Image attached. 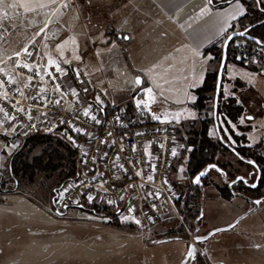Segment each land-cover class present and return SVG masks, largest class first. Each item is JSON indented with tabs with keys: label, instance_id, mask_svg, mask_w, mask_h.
Returning a JSON list of instances; mask_svg holds the SVG:
<instances>
[{
	"label": "rangeland",
	"instance_id": "1",
	"mask_svg": "<svg viewBox=\"0 0 264 264\" xmlns=\"http://www.w3.org/2000/svg\"><path fill=\"white\" fill-rule=\"evenodd\" d=\"M94 1L98 3V11L107 15L106 11L111 7L103 4L110 0H104V3L98 0H74V6L65 10L58 21L49 25L50 33H56L52 39H45L44 34L35 36L43 15L23 13L22 17L18 16L15 21H11L12 25H16L12 30L18 32L16 40L12 39L13 47L21 50L28 46L34 52H51L59 59L55 45L75 37L78 48L74 49L69 43L63 50V59L71 63L63 64L61 61L70 75L72 71L76 74L78 70L98 83L105 81L118 100L136 93L146 98L140 89L151 87L155 100L160 102L162 119L167 115V122L183 125L192 132L207 121L209 133L215 138V90L206 92L202 100H199L195 88L189 92L190 85H202L204 71H191L179 65L144 69L142 64L137 65L132 60L133 56L126 53L111 56L110 47L101 53L99 63V53L94 50L102 41L99 37L105 36L112 26L109 18L107 23L95 21L97 10ZM128 6L130 4H125L122 8L127 9ZM33 19L37 23L29 26V21ZM32 39L35 40L34 45L30 43ZM135 44V39H131L125 47L133 49L137 46ZM74 55H79L81 59L75 60ZM137 76H142V85L134 83ZM221 90L218 120L223 131L224 128L228 129L227 133L224 131L226 136L231 137L233 144H244V136L250 144L260 141L264 133V74L258 71L256 65L240 64L230 56L223 72ZM93 95L85 93L82 101L93 104ZM189 96H195V102ZM250 98L253 100L251 105ZM237 100L242 101V104H238ZM230 102L231 109L227 105ZM190 112H195V117L190 116ZM176 114H179L178 120L174 118ZM247 117H253L252 122ZM241 118H244L243 123L240 122ZM228 121L235 124L236 128L233 129ZM29 134L0 114V181L11 187L10 192L0 190V264H181L191 241L179 220L164 223L149 232L141 229L136 220L131 218L119 221L120 225H116L111 215H97L76 207H70L63 215L55 212L56 207L64 209L61 204L64 198L62 186L75 174L73 161L77 158V154L69 151L67 142L57 132L53 133L51 145L63 155L55 158L58 166L46 170L37 168L32 176L19 174L15 182L8 172L11 156L16 152L21 153L22 157L30 161L48 147L47 143L21 147ZM221 152L217 156L220 162L232 163L242 171L247 170L233 154ZM179 165L182 170L176 182L181 195V191L188 186L185 158ZM212 179L220 180L215 171L212 172ZM214 185L210 182L206 194L207 216L206 228L203 230L231 224L248 207V202L239 195L224 199L218 195ZM56 195V203L53 204L52 199ZM1 200L11 204L6 205L7 202ZM183 202L184 199L181 201L182 206ZM263 217L264 203L260 210L242 219L234 228L218 232L198 244V249L187 264H264V243L259 238L262 236L264 239V225L261 223ZM171 230L176 231L175 236L165 234Z\"/></svg>",
	"mask_w": 264,
	"mask_h": 264
},
{
	"label": "built area",
	"instance_id": "2",
	"mask_svg": "<svg viewBox=\"0 0 264 264\" xmlns=\"http://www.w3.org/2000/svg\"><path fill=\"white\" fill-rule=\"evenodd\" d=\"M3 24L7 31L0 32V36L6 39L10 26L4 22ZM5 39L0 40V43ZM232 47L239 63L256 65L264 74L263 44L239 38L233 42ZM27 59L29 62L36 60L41 64L46 63V60H40L36 55ZM61 66L67 69L62 64ZM7 70L17 78L22 72L25 77L31 75L14 63L12 70ZM49 71L57 77L56 82L61 84L67 95L61 96L55 92L54 82L48 77H45L44 82L35 80L36 84L42 83L48 89L46 100L37 98L35 88L24 89L25 97H28L25 98L15 91L17 86L23 87L22 84L6 83L0 92L7 91L9 95L8 99L0 96V108L14 117L13 120H8L21 130L33 134L49 132L48 129L51 128L52 133H59V136L75 147L80 166L76 174L63 184L64 198L61 201L96 205L111 212V216L118 221H126L124 217L139 220V227L149 232L164 223L179 220L198 249L194 234L189 230L178 207L180 193L174 182L178 179L181 168L175 164L179 142L174 126L169 122L161 123L151 118V113L161 114L159 100L151 103V112H147L136 108L135 100L144 98L140 93L118 100L108 83H98L83 71H79V86L68 69L66 77L56 73L54 67ZM0 79L7 80V77L0 74ZM69 85L77 90L78 97L71 94ZM85 88L87 92L83 91ZM85 93L94 94L91 113L97 116L100 124L83 115V109L90 105L82 101ZM97 95L103 101V112L99 111ZM57 99L61 100L59 105L52 102ZM21 107L25 111H17ZM0 114L4 116L2 112ZM117 116L120 121L116 120ZM73 127L83 128L85 133L91 132L92 136L75 132ZM68 137H72L75 142H71ZM134 145L135 151L132 150ZM173 149L176 150L175 156L172 155ZM138 171L140 175H137ZM148 176L153 179L148 180ZM89 196L93 197L91 201ZM130 208L132 211H129Z\"/></svg>",
	"mask_w": 264,
	"mask_h": 264
},
{
	"label": "crops",
	"instance_id": "3",
	"mask_svg": "<svg viewBox=\"0 0 264 264\" xmlns=\"http://www.w3.org/2000/svg\"><path fill=\"white\" fill-rule=\"evenodd\" d=\"M98 1L105 2L103 5L109 4L111 9L106 11L107 15H104L98 11V3L94 1V7L97 10L95 21L107 23V18H109L112 26V29L105 36L99 37L102 41L94 50L95 53H99L98 61L104 49L110 47L111 56L126 53L131 57L133 56L132 60L137 65L142 64L144 69H161L170 65H179L191 71H204L203 79L205 80L208 73H213L219 69L222 57L219 48L227 34L231 30L238 29V26L235 25L237 19L232 20L229 15L233 11L235 0L220 7L207 4V0ZM7 2L11 3L12 1ZM125 4H130L131 7L128 6L127 9H123ZM242 4L244 5L243 2ZM205 5L209 11L201 15L200 8ZM7 11L9 18L3 22L10 26V30L6 39L1 42L3 44L0 45V52H2L0 55L5 60H7V56H12L14 51H17L13 47L12 39L16 40L18 32L12 30L11 21H15L18 16L22 17V14L25 13L22 8L8 9ZM41 11L50 12L51 10L43 9ZM228 25H234V28H230ZM222 27L227 28V31L222 33ZM120 33L122 34L121 37H119ZM125 35L130 38L124 39ZM131 39H135L136 48L125 47ZM98 48H101V51H98ZM5 50L6 54H4ZM134 54H138V56L135 57ZM139 54L143 56L139 57ZM206 57H212V59H206ZM4 66L0 64V67ZM12 66L13 62L9 61L7 69L12 70ZM194 88L197 87L190 85L189 92H192ZM1 201L7 202L6 205L11 204L8 203L9 201ZM261 223L264 225V217ZM259 238L263 244V237L260 236Z\"/></svg>",
	"mask_w": 264,
	"mask_h": 264
},
{
	"label": "snow or ice",
	"instance_id": "4",
	"mask_svg": "<svg viewBox=\"0 0 264 264\" xmlns=\"http://www.w3.org/2000/svg\"><path fill=\"white\" fill-rule=\"evenodd\" d=\"M212 0H207V4H211ZM229 3H232V0H229ZM258 3L260 4H264V0H258ZM74 6V0H12L11 3L7 2V0H0V32H6L7 29L4 27L3 24V20L8 19L9 18V12L7 11L8 9H16V8H22L24 10L25 13H35L36 15H43V20L40 22L41 26L39 27V30L35 32V36H40L41 34H44L45 39H52L55 38L56 33H50L49 31V25L51 23H54L55 21H58L59 18L61 16H63L65 14V10L71 9ZM43 9H50V12H41V10ZM209 11V9L207 8V5H205L204 7L200 8V14H206V12ZM245 14V7L242 4L241 0H235V3L233 4V11L232 13H230V18L232 20H236L238 17H241ZM37 21L35 19L29 21V26H31L32 24H36ZM226 23V22H225ZM11 27L15 28L16 25L13 24L11 25ZM228 27L230 28H234V25H228ZM227 31V28L222 27L221 28V32L224 33ZM248 31L247 27L244 28V30L240 31L239 33H236L235 31L230 34L227 35L226 40L227 41H231L233 39V35H239V36H244L246 34V32ZM130 37H124V39H129ZM5 39L3 36H0V40ZM257 44H264V41H261L259 39H257L255 41ZM30 43H32L33 45L35 44V40L32 39L30 41ZM71 44L74 49L78 48V44L77 41L75 39V37H70L69 39L63 40L60 43H57L55 45V50L56 52L59 53V59L55 58L53 56V54L51 52H44V53H40V52H34L33 50H30V48L28 46H24L21 50H17L14 51L12 56H7V60L3 59V56L0 55V64L5 65L4 67H0V74H3L5 77H7V80L5 79H0V89L5 88L6 83L7 84H12V85H19L22 84L23 87H19L17 86L15 88V91L17 93H19L22 97H25V92L24 89L27 88H35L37 91V98L46 100L47 99V92L48 89L43 86V84H36L35 80H39L41 82L45 81V77H48L49 79H51L54 82V91L57 93H60L61 96L67 95V92H64L62 90V86L60 83L56 82L57 77L55 75H53V73L51 71H49L50 68L55 69L56 73H59L61 77H66L67 76V69L62 68L61 66V61L63 62V64H70L71 61L67 60V59H63L64 57V48L66 45ZM45 48H47V44L44 45ZM6 54V50L5 53ZM33 55H36L40 58V60H46V63L41 64L39 62H37L36 60H32L31 62H29V60L27 59L28 57H32ZM197 55H199V53H197ZM75 60H80L81 57L79 55H74L73 57ZM206 59H212V57H206ZM237 59H241V57H237ZM9 61H12L14 63V65L18 68L21 69H26L28 71V73H31V75H27L25 77V74L22 72L19 76V78H17L16 75H14L13 73L9 72L7 70V63ZM224 65L223 63L221 64V68H223ZM76 77L79 80L80 77V72L77 70L76 71ZM201 79H203V77H201ZM81 83H83V81H80ZM134 83L136 85H142L143 81L141 79V77L137 76L134 79ZM195 86V85H193ZM159 87V86H157ZM68 90L71 92L72 95L77 96L78 97V92L75 88L71 87V85L68 86ZM83 91L87 92V88L83 89ZM140 91H142L144 93V96L146 98H141V99H136L135 100V105L137 109H143L147 112H151V108H150V104L155 102V94L153 93V89L151 87H143L140 89ZM220 93V86L217 85V96H219ZM8 92L7 91H2L0 92V96H2L4 99H8ZM28 98V97H25ZM189 99L192 100L193 102H195L196 97L195 96H189ZM53 103L59 105L61 103V100L57 99L55 101H52ZM96 102L97 105H99V111L103 112V101L100 99V97L97 95L96 96ZM238 104H242V101L237 100L236 101ZM91 108L92 105L90 104L88 107L83 109V115L85 117H89L93 122H95L96 124H100L101 121L97 118L96 115L91 113ZM17 111H25L24 108H19L17 109ZM123 111V110H122ZM0 112H2L4 114V116L9 119V120H13L14 117L9 115L8 112H6L3 108H0ZM190 116L195 117L196 113L195 112H190L189 113ZM151 118L153 120L159 121L161 123H165L167 122L168 118L167 115L164 116V118L162 119L160 115H157L156 113H151ZM175 119H179V114H176L174 116ZM29 119H31V116H29ZM247 119L251 120L252 117H247ZM117 121H120V117L117 116L116 117ZM63 122V121H62ZM241 123L244 122V118H241ZM71 125V122H68ZM223 123V122H222ZM228 123L231 125V127L233 129L236 128L235 124H232L231 121H228ZM49 132L52 131L51 128L48 129ZM73 131L78 132V133H85V129L80 128V127H73ZM225 133H227L228 129L224 128ZM88 136H92L91 132H87L85 133ZM108 135H111V133H109ZM137 135H143V133H137ZM68 139L71 142H75L73 140L72 137H68ZM229 139H231V137L229 136ZM234 142V141H233ZM163 145H161L162 147ZM13 147H15V145H13ZM133 151H135V145L133 146ZM145 152L147 153V148H145ZM172 155L175 156L176 155V150L173 149L172 150ZM117 159H119V157H117ZM249 164H254V161H248ZM121 168H123V165H120ZM208 168H216V165H209ZM182 170V169H181ZM217 171H221L220 169H216ZM208 171V169H205L204 171L200 172L199 175L195 178V182L199 183L200 182V178L202 176H204L206 174V172ZM141 173L138 171L137 175H140ZM148 180H152L153 177L152 176H148L147 177ZM239 180H244L243 177H239ZM235 182V181H234ZM246 182V181H245ZM257 185L255 183H253L251 185V187L255 188ZM65 191H67V189H65ZM88 199L91 201L93 199L92 196H89ZM109 203H113V201H109ZM254 203L256 204H260L261 201L260 200H256ZM129 211H132V209L130 208ZM125 220L129 219V217H124ZM137 224L140 223L139 220L135 221ZM234 227V225H229L228 228H232ZM228 229H216L215 231L219 232V231H227ZM198 239H207V237H198ZM257 247H260L259 245H257ZM188 255L191 257L194 255L192 250H189Z\"/></svg>",
	"mask_w": 264,
	"mask_h": 264
},
{
	"label": "trees",
	"instance_id": "5",
	"mask_svg": "<svg viewBox=\"0 0 264 264\" xmlns=\"http://www.w3.org/2000/svg\"><path fill=\"white\" fill-rule=\"evenodd\" d=\"M234 1V0H232ZM245 5V14L241 17H238L235 21V25L238 26V29H244L247 27L248 33L258 37L262 41H264V4L258 3V0H241ZM229 3V0H212L211 5L214 7H220L224 6ZM232 31V30H231ZM230 31V32H231ZM242 38V37H236L234 38L228 48V58L231 56L235 59L234 56V50L232 47V44L235 40ZM251 41V40H250ZM253 42V41H252ZM222 47L223 43L220 46V53L222 54ZM236 60V59H235ZM217 74L218 70H216L213 73H208L203 84L199 87H197L195 90L197 91L199 95V100H202L206 97V92L215 90L216 88V81H217ZM72 77L74 78V82L79 86L78 79L75 75V73L72 71ZM222 89V84H221ZM222 95V90L220 92V96ZM219 96V101L220 97ZM198 103V102H197ZM228 107L231 109L232 102L227 104ZM220 110V109H219ZM221 129V128H220ZM221 133L223 138L219 137V134L217 132V136L214 138L209 133V125L208 122L205 121L204 124L201 126V128L194 130V144H196L194 150H193V160L191 162V165H189L190 168H193L194 170L199 169L204 166L209 161L214 162H220V160L217 158L218 154L222 153L221 151H228L229 147L225 143L228 142L230 144H233L231 140L226 136L224 131L221 129ZM245 138V136H244ZM52 139H53V133L52 132H39V133H33L29 134L21 143V147L34 146L39 143H47L48 147L45 151L42 153L33 156L32 160H27V158L22 157L21 153L13 154L9 160L8 165V172L10 174V177L16 182L17 176L22 173H26L29 175H33L36 171V169H52L56 166H58V163H55V158H57L59 155L63 156L58 148L52 147ZM238 140L241 138L238 136ZM236 150L240 153H244L245 148L239 146L238 144H234ZM67 148L72 154H77L76 149L73 145L67 142ZM254 147H251L253 149ZM263 164H264V156L261 158ZM74 171L75 174L77 170L79 169V160L77 158L74 159ZM1 166V162H0ZM263 176H264V166H263ZM176 185L177 183L174 182ZM0 190L2 191H10L11 187H8L5 185L3 181H0ZM230 196V195H228ZM182 198H179L178 201V207L180 211L185 216L186 220L188 221V212L187 209L182 206ZM85 205V207H80V209L92 212L97 215H112L111 212H109L106 209H102L96 205ZM114 219V218H113ZM116 225H120L119 221L117 219L113 220ZM171 235H175L176 231L171 230Z\"/></svg>",
	"mask_w": 264,
	"mask_h": 264
},
{
	"label": "flooded vegetation",
	"instance_id": "6",
	"mask_svg": "<svg viewBox=\"0 0 264 264\" xmlns=\"http://www.w3.org/2000/svg\"><path fill=\"white\" fill-rule=\"evenodd\" d=\"M249 101H250L249 104L251 105L253 100L250 98ZM251 108H253V106H251ZM172 125L174 126L179 142V150L175 158V162H176L175 164L181 167V165H179L180 161L183 160V158H185L184 167H185V171H187L186 173L188 176V184H187L188 186L186 187V189L181 191L182 196L180 195V197H182V200L184 199L183 205L187 209V212L189 214L188 215L189 220L187 221L185 216L184 218L186 220L187 225L191 227L190 229V227L188 226L189 230L194 234V238H195V230L197 227H199L197 236H203L211 231V229L203 230L206 228L205 220H206L207 212H206L205 201H206V194L208 193L207 191L210 186V182L215 184L214 186L217 187L218 195H220L224 199H230L231 196L233 195H239L243 197L248 202V207L246 212L252 210L255 207L256 204L253 203L254 200H260L261 203L258 204V208L252 213H255L256 211L262 208V204L264 203V176H263L262 168L264 164L261 158L262 156H264V133L260 136V141H257L254 144L247 143L248 140L247 137H245L246 138V139L244 138L245 143L238 144L239 146L245 148L244 153L238 152V150H236V148L234 147L235 145L229 143L233 147L231 148L225 141V143L229 147L228 152L233 154L235 158H237V161L239 163L245 165V167L247 168L246 171H242L241 169H239V167L233 166L232 163L231 164L226 162L219 163L214 161H209L206 164H204L203 167L194 170L193 168H190L189 165H191V162L193 160V156H194L193 150L196 146V144H194V139H193L195 134L194 132L191 131V129L186 130V128L183 125L175 124V123H173ZM251 147L254 148L251 149ZM248 161H254V164H249ZM209 165H216V168H210L208 173L200 178V182L196 183L195 182L196 175L199 172H202L205 169H207ZM217 168L220 169L221 171H217L216 170ZM213 171H215L216 174L218 175L220 179L219 181L212 179ZM238 176L243 177L244 180H239L237 178ZM253 183L257 185L255 188L251 187ZM228 195L230 196L228 197ZM64 203L63 202L61 203L62 206L64 205ZM61 211L64 212V209H62ZM169 233L170 232H167L165 234H169ZM175 235H171V236H175Z\"/></svg>",
	"mask_w": 264,
	"mask_h": 264
},
{
	"label": "water",
	"instance_id": "7",
	"mask_svg": "<svg viewBox=\"0 0 264 264\" xmlns=\"http://www.w3.org/2000/svg\"><path fill=\"white\" fill-rule=\"evenodd\" d=\"M242 30H244V29H235V30H232L231 32H229L227 35L232 34L234 31H235L236 33H239V32L242 31ZM121 36H122V34L120 33V34H119V37H121ZM125 37H128V35H125ZM226 37H227V36H226ZM236 37H241V36H239V35H233V39L236 38ZM242 38H246V39L251 40V41H253V42H255L257 39H259L258 37L254 36V35H252V34H250V33H248V32H246V34H245L244 36H242ZM233 39H232V40H233ZM232 40H231V41H232ZM259 40H261V39H259ZM231 41H227L226 38H225V39H224V42H223V47H222V57H221V62H220V66H219V69H218L217 81H216V88H215V96H214V119H215L216 129H217V132H218L220 138H223V136H222V133H221V129H220V125H219V120H218V103H219V96H220V93H219V96H217V85L220 86V92H221L222 77H223V72H224L225 65H226V61H227V57H228V48H229V45H230ZM261 41H262V40H261ZM263 45H264V44H263ZM222 63H223V65H224L223 68H221V64H222ZM139 77H141V79H142V76H139ZM142 81H143V79H142ZM226 143H227L231 148H233L232 145H230L228 142H226ZM207 169H208V171H209L210 168L207 167ZM208 171L206 172V174L208 173ZM199 173H200V172H199ZM199 173L196 175V177L199 175ZM206 174H205V175H206ZM205 175H204V176H205ZM239 177H241V176H238L237 178H239ZM57 196H58V195H56L55 197H53V199H52L53 204L56 203V197H57ZM255 201H256V200H254L253 203H254ZM255 204H256V203H255ZM83 206L85 207V205H82V204H68V203L65 202L64 205H63L64 212H62L58 207H56V212H57L58 214H63V213H65V212H67L68 209H69L70 207L80 208V207H83ZM257 208H258V204H256L255 207H254L252 210H250V211H248V212L242 214L240 217H238L236 220H234V222H232V223L229 224V225H234V227H235V226H236V225H237L242 219H244L245 217H247L249 214H251V213H252L253 211H255ZM229 225H227V226H225V227H222V228H216V229H226V228H227L228 230H230V229H232L233 227H232V228H228ZM216 229L211 230L210 232H208L207 234H205V235H203V236H197V232H198V230H199V227H197L196 230H195V242H196V243H202V242H204V241L210 239L213 235H215L216 233H218L217 231H215ZM219 232H221V231H219ZM198 237H201V238H202V237H207V239H198ZM189 250H192L193 253L196 252V246H195V243L192 242V241H191V243H190V245H189V248H188L187 254H186L184 260L181 262V264H187V263L190 261V259L192 258V256L190 257V256L188 255Z\"/></svg>",
	"mask_w": 264,
	"mask_h": 264
}]
</instances>
